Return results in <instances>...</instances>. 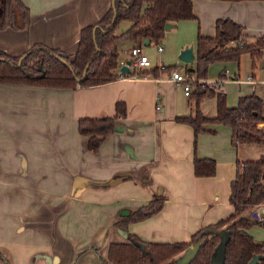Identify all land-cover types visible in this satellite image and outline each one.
Returning a JSON list of instances; mask_svg holds the SVG:
<instances>
[{
	"label": "crops",
	"instance_id": "crops-1",
	"mask_svg": "<svg viewBox=\"0 0 264 264\" xmlns=\"http://www.w3.org/2000/svg\"><path fill=\"white\" fill-rule=\"evenodd\" d=\"M22 1L30 24L0 28V50L13 56L37 44L75 54L83 28L96 24L115 3ZM193 12L194 18L173 25L187 31L170 43L176 52L193 43L197 56L198 34L216 35L218 18L242 24L248 41L264 37V0H193ZM130 25L121 21L116 33ZM141 41L144 52L145 45L160 44ZM134 43L126 37L119 41L118 76L105 82L50 86L0 81V264H109L111 243L128 241L130 233L145 241H190L201 228L234 211L230 193L239 162L263 156L264 138L234 143L232 127L218 122L205 123L207 129L195 134L193 126L177 116L194 114L196 106L214 116L217 97L196 104L170 71L152 76L131 74V69L119 75ZM162 51L164 45L158 49ZM262 52L255 61L244 52L245 68L241 58L209 65L207 80L226 93L229 106L252 93L264 100ZM151 61L142 69L172 64L162 57ZM213 64L218 68L211 73ZM184 66H195V59ZM118 101L127 108L126 115L116 119L121 129L90 148L79 119L115 115ZM196 156L213 158L215 172L197 175ZM155 195L164 196L159 211L127 221ZM257 223L264 226L258 221L249 232L264 242V227Z\"/></svg>",
	"mask_w": 264,
	"mask_h": 264
},
{
	"label": "trees",
	"instance_id": "trees-1",
	"mask_svg": "<svg viewBox=\"0 0 264 264\" xmlns=\"http://www.w3.org/2000/svg\"><path fill=\"white\" fill-rule=\"evenodd\" d=\"M194 17L193 0H115L96 24L83 28L79 47L73 55L42 44L31 47L24 55L13 56L0 50V81L76 86L77 77L82 76L79 81L81 85L105 82L118 76L114 70L119 65L118 43L121 39L126 37L138 42L149 38L158 42L164 36L166 23ZM113 19L114 25L109 28ZM123 20L130 21L131 25L117 34L116 28ZM29 24L30 12L22 0H0V28L11 26L23 29ZM216 27L214 36L201 33L197 36L195 66L190 70L195 71L199 79H207L212 62L240 60L244 52H250L255 61L263 53L264 37L248 41L249 35L237 21L218 18ZM175 65L133 70L131 74L158 76L168 73ZM194 84L195 89L190 97L196 100V104L204 97H217V114L214 116H206L197 106L194 114L177 116L178 120L191 124L195 134L207 129L205 123L218 122L232 127L234 143L264 138V128L258 127L259 122L264 121V100L257 93L241 96L237 105L229 106L224 91H217L201 80H195ZM126 111L125 102L118 101L115 115L80 118L79 130L88 135L87 145L92 149L99 147L104 137L116 129V119L125 116ZM194 169L197 175L213 174L215 160L196 156ZM230 201L234 204V211L226 218L201 228L190 241H145L130 233L128 241L111 243L108 263L174 264L176 257L201 237L200 248L188 264H213L212 254L221 240L219 230L226 225L229 238L224 264H248L254 253H264V242L257 241L249 232V228L258 222L249 213L264 201V155L239 162L237 175L231 184ZM163 204L164 196L155 195L148 204L126 219L140 220L151 216ZM260 264H264V259Z\"/></svg>",
	"mask_w": 264,
	"mask_h": 264
},
{
	"label": "water",
	"instance_id": "water-1",
	"mask_svg": "<svg viewBox=\"0 0 264 264\" xmlns=\"http://www.w3.org/2000/svg\"><path fill=\"white\" fill-rule=\"evenodd\" d=\"M175 23L174 22H168L166 23V29L171 28ZM114 25V19L112 20V23L109 28H111ZM148 41H150L149 38H147ZM28 52V51H26ZM26 52L24 54H26ZM23 54V55H24ZM22 55V56H23ZM179 58L185 62H190L196 59V52L194 49V44H186L184 47L181 48L179 52ZM22 58V57H21ZM93 58V57H92ZM92 58L87 62L84 74L87 70L88 65L90 64ZM130 60H128V63ZM69 66H71L70 63H68ZM121 70L125 72H130V67L128 64L122 65ZM82 76H78L77 80L80 81ZM121 129V127L116 126V129ZM260 212H263V207L259 206L257 209L253 210L252 216L255 217L256 219H259L260 217ZM221 233V240L219 244L217 245L215 251L212 254V262L213 264H224V258H225V248H226V243L229 238V232L227 229L222 228L219 230ZM201 237H198L192 244L187 246L182 253H180L175 260L174 264H188L197 254L200 245H201ZM262 259H264V253H254L251 259L249 260L248 264H260L262 262Z\"/></svg>",
	"mask_w": 264,
	"mask_h": 264
},
{
	"label": "built area",
	"instance_id": "built-area-1",
	"mask_svg": "<svg viewBox=\"0 0 264 264\" xmlns=\"http://www.w3.org/2000/svg\"><path fill=\"white\" fill-rule=\"evenodd\" d=\"M142 46H143V42L139 41L137 43H134L128 49V53H129L128 60H130V62L128 63V61H124V63L128 64L130 69L132 70H139L142 69L143 67L144 68L150 67L152 65L150 56L143 51ZM157 46L159 50L163 49V45L157 43ZM164 65L165 64H161L160 66H164ZM125 73L126 72L121 70V68L118 71L119 75H123ZM170 77L173 80L183 84L185 94L190 95L194 91L195 89L194 82L197 79V74L195 71L190 70L189 67L176 64L170 71ZM200 80L207 82L210 86L213 87L212 83L209 82L207 79L206 80L200 79ZM157 107L159 108L160 105H157ZM259 206L263 207V212H260V217L258 221L264 224V201L259 203L257 208Z\"/></svg>",
	"mask_w": 264,
	"mask_h": 264
},
{
	"label": "rangeland",
	"instance_id": "rangeland-1",
	"mask_svg": "<svg viewBox=\"0 0 264 264\" xmlns=\"http://www.w3.org/2000/svg\"><path fill=\"white\" fill-rule=\"evenodd\" d=\"M128 22V20H123V23ZM181 24L177 25V26H173L172 28L166 29L164 36L162 37V39L160 41H158L160 44L164 45V51L162 52H158L157 49V44H149V45H145V52H147L149 54V56L151 58H153V60H158L159 58L162 57V59L166 62V63H172V64H180V65H185L186 62L181 60L179 58V52L175 51V49H173L170 45V43H172V41H174L176 39L177 35H182L184 32H187L185 30H180V26ZM173 35V36H172ZM248 57L244 54L243 56H241V67L245 68L246 64H247V60ZM232 61H236V60H232ZM235 65H237V62H234ZM191 65V63H189ZM218 66L217 64H213L211 66V73H213L215 70H217ZM216 78L219 76V73L217 75H214ZM196 81H200V79L197 76ZM202 83V82H200ZM195 86V84H194ZM258 127L260 128H264V123L261 124L259 122ZM257 226H262L260 224H256ZM264 227V226H262Z\"/></svg>",
	"mask_w": 264,
	"mask_h": 264
}]
</instances>
